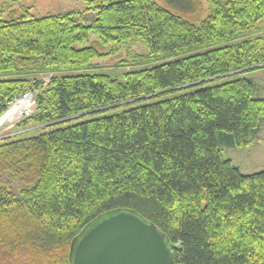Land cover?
Returning a JSON list of instances; mask_svg holds the SVG:
<instances>
[{
    "label": "trees",
    "instance_id": "trees-1",
    "mask_svg": "<svg viewBox=\"0 0 264 264\" xmlns=\"http://www.w3.org/2000/svg\"><path fill=\"white\" fill-rule=\"evenodd\" d=\"M13 1L0 4V116L41 92L19 124L38 135L0 139V264H72V242L122 211L165 235L173 264H264V171L242 174L219 147H250L264 121L246 77L264 69V0H205L199 23L196 0H81L90 24L6 18ZM131 41L146 53L94 64Z\"/></svg>",
    "mask_w": 264,
    "mask_h": 264
},
{
    "label": "rangeland",
    "instance_id": "rangeland-1",
    "mask_svg": "<svg viewBox=\"0 0 264 264\" xmlns=\"http://www.w3.org/2000/svg\"><path fill=\"white\" fill-rule=\"evenodd\" d=\"M11 1V0H10ZM159 5H162L160 0H153ZM2 0H0L1 4ZM198 4V10L193 14L189 15L188 21L199 23L204 20L208 12V4L205 0H196ZM13 4V8L6 13V18L11 16L10 12L13 13L14 18L21 16L22 11L20 8H25L27 12L34 17L45 16L48 14H57L67 11H77L80 13V17L83 23L90 24L93 20L94 13H90L84 10V3L81 0H15L10 2ZM260 31L258 33L259 37H264V23L260 25ZM95 38L92 37L91 41ZM110 49L106 48L104 53H109ZM146 49L143 45L138 42L131 41L128 44L120 47L117 50H113L109 56H105L97 61H94L99 69L103 71H108L115 69L117 65L130 64L133 56L144 55ZM119 67V66H118ZM242 77V75H239ZM50 75L33 76L30 80V85L33 86L35 81L43 80L44 85H46L50 79ZM244 77V76H243ZM250 78L254 84L255 97L264 99V69L254 71L246 75ZM29 85V86H30ZM29 86L26 89H29ZM34 90V94L31 91H27L25 94L37 95L41 91ZM23 94V95H25ZM22 95V96H23ZM21 96V97H22ZM35 99V97H34ZM16 102L19 98L15 99ZM14 100V101H15ZM13 101V102H14ZM22 121V117L17 116L12 122L3 125L0 128V139L12 136L15 134H24L26 136L31 134L32 136L38 135V133L33 132L37 130L35 126H27L20 128L19 124ZM16 136V135H15ZM264 121L262 122L261 130L257 137L254 139L253 144L246 148H229L224 144H220V150L225 159H230L233 164L239 168L240 172L244 175L255 174L264 171Z\"/></svg>",
    "mask_w": 264,
    "mask_h": 264
},
{
    "label": "water",
    "instance_id": "water-1",
    "mask_svg": "<svg viewBox=\"0 0 264 264\" xmlns=\"http://www.w3.org/2000/svg\"><path fill=\"white\" fill-rule=\"evenodd\" d=\"M70 259L72 264H173L172 246L165 235L154 224L125 211L102 218L84 231L72 242Z\"/></svg>",
    "mask_w": 264,
    "mask_h": 264
},
{
    "label": "bare ground",
    "instance_id": "bare-ground-1",
    "mask_svg": "<svg viewBox=\"0 0 264 264\" xmlns=\"http://www.w3.org/2000/svg\"><path fill=\"white\" fill-rule=\"evenodd\" d=\"M25 103V99L17 100V102L11 107L9 106L2 119L0 121V125H5L12 122L17 116L20 115L21 109Z\"/></svg>",
    "mask_w": 264,
    "mask_h": 264
},
{
    "label": "built area",
    "instance_id": "built-area-1",
    "mask_svg": "<svg viewBox=\"0 0 264 264\" xmlns=\"http://www.w3.org/2000/svg\"><path fill=\"white\" fill-rule=\"evenodd\" d=\"M21 99L22 100L25 99V103H24V105H23V107L21 109L19 117H22V118L28 117L34 112V109H35V106H36L35 99H34L33 95H31V94H25L21 98H19V100H21ZM15 103H16V100L14 102H12L10 104V106L12 107ZM2 126L3 125L1 124L0 128Z\"/></svg>",
    "mask_w": 264,
    "mask_h": 264
},
{
    "label": "crops",
    "instance_id": "crops-1",
    "mask_svg": "<svg viewBox=\"0 0 264 264\" xmlns=\"http://www.w3.org/2000/svg\"><path fill=\"white\" fill-rule=\"evenodd\" d=\"M264 143V141H262Z\"/></svg>",
    "mask_w": 264,
    "mask_h": 264
}]
</instances>
